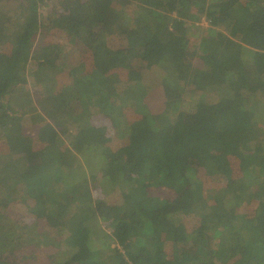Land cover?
I'll use <instances>...</instances> for the list:
<instances>
[{
  "label": "trees",
  "instance_id": "1",
  "mask_svg": "<svg viewBox=\"0 0 264 264\" xmlns=\"http://www.w3.org/2000/svg\"><path fill=\"white\" fill-rule=\"evenodd\" d=\"M16 2L0 264H264V0Z\"/></svg>",
  "mask_w": 264,
  "mask_h": 264
},
{
  "label": "rangeland",
  "instance_id": "2",
  "mask_svg": "<svg viewBox=\"0 0 264 264\" xmlns=\"http://www.w3.org/2000/svg\"><path fill=\"white\" fill-rule=\"evenodd\" d=\"M12 1L11 0H0V9L5 8L7 10L8 9H11V11L12 10H15V8H17V6H18V3L16 2L15 5H10V3H12ZM48 6L49 7H45L46 10L43 9V8L40 10L41 15H42L40 18L43 21V23H44V21L46 19V17H44V16H45L46 12H48L47 10L49 8H51L52 3H50ZM44 28H45V26H42L41 29L38 31L37 38L35 39V42L38 43L39 41H41L43 39V37L41 38V35H42V32L45 33V29L46 28L45 29ZM209 29H213V28L210 26L208 19L205 18V17H202L200 21L195 22V24L192 27V30H189L190 31L189 32V37L191 36L192 38H195V39L199 40L201 37L208 36L209 35V31H208ZM154 98H155V96H154ZM186 98L185 99L188 100L189 99V96L186 97ZM158 101L150 103V107H151V104H157ZM151 109H152V107H151ZM154 109H155L154 111H156L157 110V106H154ZM32 124L35 125V126H32L33 128H35L38 125L36 119L34 120V122ZM62 135L65 136L64 138L66 139V143L67 144L70 143V139L71 138L70 139H67L68 138V134H62ZM111 139L112 140L110 142H117V140H116V138H114L113 134H111ZM19 208L20 207L17 208V211H18ZM9 210H10V213H11V215H10L11 218H15L14 217V214H15L14 208H11ZM258 223H259V225L261 227V230H263L264 229V217L262 215H259Z\"/></svg>",
  "mask_w": 264,
  "mask_h": 264
}]
</instances>
